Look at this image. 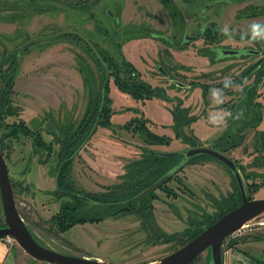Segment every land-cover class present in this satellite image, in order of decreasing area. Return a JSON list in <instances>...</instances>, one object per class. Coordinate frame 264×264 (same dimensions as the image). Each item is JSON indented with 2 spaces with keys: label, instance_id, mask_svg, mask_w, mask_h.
<instances>
[{
  "label": "rangeland",
  "instance_id": "374dc122",
  "mask_svg": "<svg viewBox=\"0 0 264 264\" xmlns=\"http://www.w3.org/2000/svg\"><path fill=\"white\" fill-rule=\"evenodd\" d=\"M29 1L0 0V97L5 96L0 146L18 210L42 245L77 258L151 263L181 248L189 239L187 234L205 226L208 219L241 205L239 187L230 171L212 158H202L128 212L104 211L99 222L80 224L63 233L57 223L61 208L75 202L57 194L61 139L51 121L62 137L74 135L77 146L83 144L72 154L67 173L72 191L96 197L123 195L133 181L129 178L132 165L141 163L148 153L181 152L195 144L225 151L240 166L251 198L264 199V81L251 112L245 114L243 106L236 113L237 120L227 119L226 98L218 102L212 95L205 96L204 83L209 80L204 74L220 65L209 64L204 40L191 42L186 51L174 52L171 58V47L151 36L156 32L172 37L177 32L181 37V17L190 35L196 36L205 23L201 17L207 6L206 17L218 22L221 33L227 25L232 33L248 35L256 42L248 45L264 54V37L253 38L250 32L251 25H264V0H51L46 5L53 9L44 12L32 11ZM108 10L119 23L108 17ZM240 16L243 20H237ZM63 31L81 33L115 63L109 66L104 105L110 121L98 124L89 137L107 75L87 42L74 35L53 38ZM33 39L37 41L20 53ZM226 43L239 45L233 39ZM161 64L191 88L176 87L157 75ZM248 65L242 63V70ZM126 67L133 68L136 81L147 83L149 91L119 88L115 78L125 82ZM177 109L185 111L188 119H196L178 133L172 115ZM244 114L247 119L240 120ZM213 116L222 119L217 123ZM145 124L146 130L164 141L138 129ZM141 206L150 207V218L142 216ZM0 222H4L1 194ZM230 242L264 261V224L245 226ZM0 244L21 255L24 252L13 238ZM191 264H209V251Z\"/></svg>",
  "mask_w": 264,
  "mask_h": 264
},
{
  "label": "water",
  "instance_id": "95a60500",
  "mask_svg": "<svg viewBox=\"0 0 264 264\" xmlns=\"http://www.w3.org/2000/svg\"><path fill=\"white\" fill-rule=\"evenodd\" d=\"M108 16L114 18V13L111 10H108ZM70 32L71 31H63L54 35L53 38L63 36ZM201 36L202 32H200L197 36L188 38V40L196 41L200 39ZM35 41L37 40L33 39L26 42L21 47L19 52L21 53L24 48H26ZM231 54H234V52H231ZM51 124L54 131L59 136H61L60 132L56 130L53 121H51ZM63 143L64 141L62 142V144ZM151 153L166 158L180 156V160L170 172L163 175L154 184L143 190L135 197L119 203L104 205L124 206L137 202L149 196L151 193L155 192L164 184H166L176 173H178L188 164L190 159L202 155L211 157L223 164L229 169L231 173H233L241 191L242 204L236 209L223 215L215 223L206 228L198 236H196L194 239H192L190 242H188L186 245L179 248L175 252L171 253L170 255L166 256L165 258L159 261L144 264H191L207 250L209 251L210 264H224V242L229 237L241 231L245 226H248L253 223L260 224L262 220H264V199H249L247 186L240 173L238 166L232 159L228 158L220 151H216L214 149L206 147H195L174 153H162L155 151H152ZM0 194L3 205V217L5 223L3 226H0V239L6 237L13 238L19 244V246L35 260L47 264H124L109 262L101 259L77 258L73 256H68L42 245L34 237L29 227L25 223L24 218L18 210L14 188L10 178L9 167L6 158L1 150Z\"/></svg>",
  "mask_w": 264,
  "mask_h": 264
},
{
  "label": "trees",
  "instance_id": "16d2710c",
  "mask_svg": "<svg viewBox=\"0 0 264 264\" xmlns=\"http://www.w3.org/2000/svg\"><path fill=\"white\" fill-rule=\"evenodd\" d=\"M66 35H68V36L74 35L75 36L74 33H72V34L68 33V34H65L63 36H66ZM107 58L108 57L103 56L102 54H100V56L97 57L99 63L105 67L107 78H106V81L104 83V86H103V89L101 92L102 103L97 108V119L95 120L93 127L91 129V132L89 133L88 137L96 129L98 124L101 125L104 121L108 122V121H110V118H111V116L108 115L107 108L104 107V105H105V101H106V92H107L108 82H109V78H110L109 66L110 67L114 66L115 63H111L110 59H107ZM1 71H2V64H0V73H1ZM132 72H134L133 69H132ZM125 73H126V68H125ZM263 79H264V71L259 73V83H262L264 81ZM115 82L119 86V88H121L125 92H126V89L132 90L134 87H142V90H148L149 91V89H148L149 87L146 84H143V83L138 82V81H133V82L129 83L125 79V82L121 83L120 79H118V77H117V78H115ZM128 92L130 94H134L133 91L132 92L128 91ZM140 97L141 96H139V98ZM4 98H5L4 95H2V97H0V112H1L0 116L1 117H3L2 114H4V106H5ZM9 114H11V112ZM172 115H173V122H174L175 129H176L177 133L181 127H185V126L189 125L191 122H193L194 120H196L195 117L193 119H188L187 113L185 111H180L179 109L173 111ZM104 118L106 120H104ZM138 129L140 131H144V133L150 135V137H154V139L156 138V139L160 140V143H162L164 141V138L160 139L159 136L153 135V133H150L149 130H146V124L142 125V126H138ZM56 135L58 138L61 139L60 150H59L60 165H59L57 179H56L57 194L61 195L62 197H64V196L71 197L75 202L74 206H71L69 204L68 206H64L61 208V214L62 215L57 220V223L60 226V230L63 233L69 231L73 227L80 225V224H86L87 222H91V223L92 222H99L100 220H102L104 218L102 216V213H101L104 211H105V214L109 213V211L110 212L114 211V214L116 212H128L129 209L132 208L133 206H135L137 202L141 203L142 201H144V199L146 197L137 201V202H134L132 204H127L124 206H106L104 204H115V203L126 201L128 199L135 197L136 195L141 193L143 190H145L146 188H148L152 184H154L163 175L170 172L175 167L177 162L180 160V156L179 157H173V158H166L163 156H159L157 154H152L150 152L143 158L141 163H135L134 165H132L133 171L130 174L129 178L133 181L126 186V193H124L123 195H103L100 197L85 195V194H82L79 192L72 191V187L67 183V173L69 171V168L71 167L73 157L79 151V149L81 148V146L83 144H80L79 146H77L78 141L74 140V135H72L70 137L69 136L65 137L64 135L62 137V136H59L57 133H56ZM63 141H64V143L62 144ZM75 146L78 147L77 151H75ZM195 147H197V146L194 144V145H192L191 148H195ZM0 150L4 154V147L0 146ZM72 154H74V155H72ZM202 158H211V157H208L205 155L194 157V158L189 160V162L186 166H189L191 164H196L197 163L196 161L199 159H202ZM135 167H136V169H135ZM183 169H181L180 171H182ZM178 173H176L174 176H176ZM12 185H13V183H12ZM13 188H14V186H13ZM247 190H248V188H247ZM239 191H240V189H239ZM153 193H151L149 196H152ZM240 196H241V192H240ZM248 197H249V199H252L250 194H249V190H248ZM241 198H242V196H241ZM241 203H242V199H241ZM101 204H103V205H101ZM237 207H239V206L230 207L227 211L221 213L218 217L208 219L206 221V223H203L205 226L196 227L195 230H193V232L187 234L189 236V239L187 240V242H185L182 245V247L184 245H186L188 242H190L192 239H194L196 236H198L206 228H208L213 223H215L223 215H225L226 213L236 209ZM148 208H150V207L149 206H141L139 209V212L142 214V216L144 218H147V219L150 218V215H151V212L147 213ZM145 212H146V214H145ZM4 224H5L4 222H0V226H3ZM229 245L233 246V247L236 246L235 242H230ZM260 262H262V264H264V261L260 260ZM209 264H210V256H209Z\"/></svg>",
  "mask_w": 264,
  "mask_h": 264
},
{
  "label": "flooded vegetation",
  "instance_id": "af4514ba",
  "mask_svg": "<svg viewBox=\"0 0 264 264\" xmlns=\"http://www.w3.org/2000/svg\"><path fill=\"white\" fill-rule=\"evenodd\" d=\"M36 1H38L41 4H39V6H36ZM49 1L51 0H30L29 3L32 6L31 10L39 11V12L51 11L53 8L46 5V3H48ZM52 1H56V0H52ZM62 2H65V0H62ZM214 2H217L216 4H220L218 1H214ZM212 6H213V2H212ZM206 8L207 6L205 7L203 15L201 17V19L204 20L205 23L199 29L196 36L200 32H202L201 38L204 40L205 43L204 56H206L209 59L208 60L209 64L213 65V67H218L219 65L220 66L214 72L211 71L204 74L207 80H209V82L204 83V89L206 92L205 96L208 99V97L211 95V90L213 89V87L223 89V98H226L225 101L223 102V107L224 109H226L225 116L227 119L237 120L238 117H236V113L239 110H241L244 106L245 114L248 115V113L251 112V110L253 109L254 100L258 98L259 95L258 89L260 85L263 84V82L259 83V73L264 71V54L262 53V51L256 50L252 46L248 45L249 41H252L253 44L254 43L256 44L255 40L251 39V37H249L248 35L243 36L241 34L231 32V36H228L225 35L224 33H221V27L218 24V22L212 21L211 19L206 17L205 14ZM107 15H108V11H107ZM111 19L114 20L116 23H119L118 17H114ZM237 20H243L242 16L237 17ZM181 24L183 26V33L181 37L178 35L177 32L172 37L158 34L156 32L151 33L152 37L161 39L166 45H169L171 47V51L168 52V55L171 56V58L172 56H174V52L179 53L186 51L188 45L191 42H193L188 40V38L194 36L190 35L189 25L186 19L181 17ZM107 32L108 31L106 29V33ZM72 33H74L75 36L87 42L90 45V47L93 49L92 51L95 53L96 57L100 56V52L97 49V47L95 45H92L90 41L86 37H84V35H82L77 31H71L70 34ZM116 37H112V40L116 39ZM105 39H107V36H105ZM231 39L235 40V43L239 45L233 46L231 44H227L226 41ZM177 42H181V43L178 44ZM231 52H234V54H231ZM6 60L7 58L5 59V61ZM244 62L246 65L248 64L249 65L245 67L244 70H242V63ZM132 69L133 68L131 67H126V76H127L126 80L129 83L138 80L137 73L132 72ZM237 70L239 71L236 72ZM171 71L167 70L165 66L161 64L157 67L156 74L157 75L160 74L162 77H164V79L168 80L171 84H173L176 87L183 89L191 88V85L186 84L181 80L183 79V77H180L178 76V74L176 73L174 74ZM230 71H234L233 75L230 74ZM227 74H230L231 77L225 79L227 78L226 77ZM226 81L229 82V86L225 88ZM141 83L147 84L142 80ZM247 107H249V109H247ZM245 114L239 119L240 120L247 119V116ZM220 152L223 153L225 156H227L225 151H220ZM236 165L240 170V166L237 163ZM231 174L234 177L233 173Z\"/></svg>",
  "mask_w": 264,
  "mask_h": 264
},
{
  "label": "built area",
  "instance_id": "2783aa9c",
  "mask_svg": "<svg viewBox=\"0 0 264 264\" xmlns=\"http://www.w3.org/2000/svg\"><path fill=\"white\" fill-rule=\"evenodd\" d=\"M229 237L223 245V254H224V264H262L260 260L256 259L252 255L237 249L236 247L230 246L228 244ZM12 240L11 237L1 238V241L10 242ZM227 244V246H226Z\"/></svg>",
  "mask_w": 264,
  "mask_h": 264
},
{
  "label": "crops",
  "instance_id": "0c3cea01",
  "mask_svg": "<svg viewBox=\"0 0 264 264\" xmlns=\"http://www.w3.org/2000/svg\"><path fill=\"white\" fill-rule=\"evenodd\" d=\"M36 262L39 261L32 258L25 251L21 255L17 250L11 251L6 244H0V264H37Z\"/></svg>",
  "mask_w": 264,
  "mask_h": 264
},
{
  "label": "clouds",
  "instance_id": "9594fccd",
  "mask_svg": "<svg viewBox=\"0 0 264 264\" xmlns=\"http://www.w3.org/2000/svg\"><path fill=\"white\" fill-rule=\"evenodd\" d=\"M222 31L225 35H228V36H231V29L229 28V26L225 25L223 28H222ZM250 32H251V36L253 38H256V37H264V25H261V24H253L251 25V29H250ZM229 86V82H225V88ZM211 95L216 98V100L218 102H222V97H223V89H219V88H213L211 90ZM211 119L214 121V122H220V119L222 118H218V117H211Z\"/></svg>",
  "mask_w": 264,
  "mask_h": 264
},
{
  "label": "bare ground",
  "instance_id": "6f19581e",
  "mask_svg": "<svg viewBox=\"0 0 264 264\" xmlns=\"http://www.w3.org/2000/svg\"><path fill=\"white\" fill-rule=\"evenodd\" d=\"M262 224H264V220H262V222H261Z\"/></svg>",
  "mask_w": 264,
  "mask_h": 264
}]
</instances>
